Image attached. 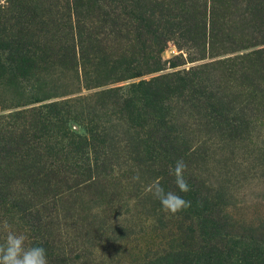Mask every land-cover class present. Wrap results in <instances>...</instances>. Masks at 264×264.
<instances>
[{
    "label": "trees",
    "instance_id": "trees-1",
    "mask_svg": "<svg viewBox=\"0 0 264 264\" xmlns=\"http://www.w3.org/2000/svg\"><path fill=\"white\" fill-rule=\"evenodd\" d=\"M63 1L9 0L15 14L0 21V77H9L5 85L12 94L4 101L17 108L12 115L0 114V224L7 220L14 232L24 234L27 247H44L48 264L75 262L73 250L59 239L66 229L80 239L117 238L129 230L109 221L131 213L128 205L123 204L125 211L118 206L120 158L105 128L108 113L126 120L153 154L150 160H163L173 169L191 152L175 138L169 97L197 83L201 105L214 111L226 105L209 88L212 65L145 79L163 70L169 43L199 52H247L238 57L240 64L230 61L233 70L224 75L235 79L243 69L250 114L256 117L264 108V48H258L264 40L230 33L236 25L260 34L264 0H246L249 20L242 17V24L231 12L241 0ZM42 75L72 76L86 93L48 94L44 84L37 98L33 89L35 106L28 107L20 102L18 81ZM187 182L189 192L174 190L191 201L185 210L201 220L208 243L184 264H264V241L256 236L219 247L223 228L217 215L200 201L198 186ZM0 237L5 238L3 231Z\"/></svg>",
    "mask_w": 264,
    "mask_h": 264
},
{
    "label": "rangeland",
    "instance_id": "rangeland-1",
    "mask_svg": "<svg viewBox=\"0 0 264 264\" xmlns=\"http://www.w3.org/2000/svg\"><path fill=\"white\" fill-rule=\"evenodd\" d=\"M61 3L64 5L63 0ZM0 8V21L15 14L10 9L9 0H0ZM231 12L236 23L242 24V17L249 20L246 0L236 2ZM234 28L230 33L236 39L248 34L257 42L264 40V30L257 34L250 27L246 31L236 25ZM230 33H227L228 38ZM258 48L263 49L264 45ZM246 53L243 50L213 53L209 49L199 52L171 42L163 53V70L145 77L150 80L203 65L215 68L208 76L209 88L224 100V108L218 107L214 111L201 105L197 83H191L192 88L188 87L185 92L170 96L167 107L171 126L177 133L176 140L191 152L185 162V179L198 186L202 194L200 201L217 215L223 228L221 249L229 247L227 240H238L248 235L264 241V108L256 117L250 114L247 104L250 89L241 86L243 69L235 79L224 75L233 70L230 61L240 64L242 60L238 57ZM173 64L177 67H172ZM8 79L0 77V114L6 116L17 111L15 105H11L13 103L4 101V98L12 96L11 89L5 85ZM188 79L195 80V76H188ZM44 84L48 94L68 96L86 93L72 76L54 80L42 75L37 77V81L21 84L18 81L19 94L23 95L20 102L28 107L35 106L32 97L37 98L38 90ZM262 87L264 89V83ZM34 88L37 91L31 97ZM106 121L109 123L105 128L117 143V157L120 158L116 175L121 200L118 206L125 211L123 204L128 205L131 213L109 221L112 227L125 226L129 230L117 238L93 236L80 239L74 236V231L65 228L66 233L59 237L60 242L68 245L67 250H73V264H184L194 257L198 248L207 246L208 239L201 234V220L187 210L175 215L163 211L160 201L149 189L153 182L158 181L166 192H175L172 168L163 160H150L153 154L145 151L141 138L129 128L124 118L108 113ZM130 158L138 162H132ZM137 174L140 179L133 180ZM123 220L127 221L124 223ZM4 242L5 238L0 237V244Z\"/></svg>",
    "mask_w": 264,
    "mask_h": 264
},
{
    "label": "clouds",
    "instance_id": "clouds-1",
    "mask_svg": "<svg viewBox=\"0 0 264 264\" xmlns=\"http://www.w3.org/2000/svg\"><path fill=\"white\" fill-rule=\"evenodd\" d=\"M186 168L187 165L181 159L176 161L171 170L177 188L183 193L190 191L184 176ZM139 179L138 174L133 177V180ZM149 191L160 201L163 211L171 215L191 207V201L185 200L177 192H166L158 181L153 182ZM0 231L5 233V242L0 244V264H48L46 249L42 246L27 247L25 244L27 237L14 232L7 220L0 224Z\"/></svg>",
    "mask_w": 264,
    "mask_h": 264
}]
</instances>
